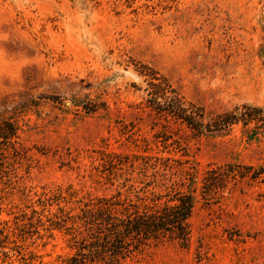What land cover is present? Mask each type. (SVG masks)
Instances as JSON below:
<instances>
[{
    "label": "rangeland",
    "instance_id": "rangeland-1",
    "mask_svg": "<svg viewBox=\"0 0 264 264\" xmlns=\"http://www.w3.org/2000/svg\"><path fill=\"white\" fill-rule=\"evenodd\" d=\"M153 72L208 120L236 110L255 120L196 135L149 106ZM3 121L21 154L2 160L0 264H69L64 214L181 179L195 196L189 246L160 243L126 264H264V182L201 194L212 165L264 167V0H0ZM113 153L171 157L184 172L110 179Z\"/></svg>",
    "mask_w": 264,
    "mask_h": 264
},
{
    "label": "trees",
    "instance_id": "trees-1",
    "mask_svg": "<svg viewBox=\"0 0 264 264\" xmlns=\"http://www.w3.org/2000/svg\"><path fill=\"white\" fill-rule=\"evenodd\" d=\"M149 77L148 103L161 117L174 119L186 125L196 135L222 131L234 124L245 125L255 120L250 114L237 115L236 111L218 115L208 120L204 108L189 102L164 77L155 72ZM166 135H163V137ZM18 129L10 121L0 125V180L5 174V152L21 154L17 146ZM159 138V136L157 137ZM151 148H145L148 152ZM184 162L171 157L149 154H109L104 159V170L110 179L132 176L136 172L143 178L153 171V179L161 177L171 182L168 174L182 169ZM186 174H190L185 171ZM130 181V179H126ZM241 181L264 182V167L253 165H212L201 181L203 199L211 200L228 184ZM156 181L145 183L154 186ZM182 179L170 185L163 184V193L150 192V196L137 195V200L121 198V192L109 197H100L87 203L78 215L64 214L56 224L71 235L76 252L69 264H126L128 260L147 248L164 242H178L188 247L192 238L191 219L195 209L193 192L183 189Z\"/></svg>",
    "mask_w": 264,
    "mask_h": 264
}]
</instances>
